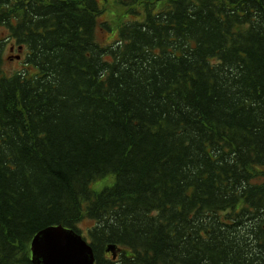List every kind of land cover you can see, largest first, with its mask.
I'll list each match as a JSON object with an SVG mask.
<instances>
[{"label": "trees", "instance_id": "1", "mask_svg": "<svg viewBox=\"0 0 264 264\" xmlns=\"http://www.w3.org/2000/svg\"><path fill=\"white\" fill-rule=\"evenodd\" d=\"M100 1L0 0V264L85 219L96 264H264V0H115L108 45Z\"/></svg>", "mask_w": 264, "mask_h": 264}, {"label": "water", "instance_id": "2", "mask_svg": "<svg viewBox=\"0 0 264 264\" xmlns=\"http://www.w3.org/2000/svg\"><path fill=\"white\" fill-rule=\"evenodd\" d=\"M20 57L17 56V59ZM118 246L106 248L116 258ZM33 264H96L92 246L73 229L49 227L35 235L31 242Z\"/></svg>", "mask_w": 264, "mask_h": 264}, {"label": "rangeland", "instance_id": "3", "mask_svg": "<svg viewBox=\"0 0 264 264\" xmlns=\"http://www.w3.org/2000/svg\"><path fill=\"white\" fill-rule=\"evenodd\" d=\"M99 3L101 12L98 15V29L96 37L102 45L112 44L118 39V28L126 20L124 16L128 12L127 10L125 11V8L120 6L115 0H101ZM10 55L17 56L20 54L17 53L16 47L8 44L3 55L5 59L4 71L7 74H12L23 69L22 65L24 54H22L21 57L19 56L20 58L17 60H9ZM30 71L32 72L33 70ZM113 182V177L108 176L95 181L92 184V189L94 192H99L102 189L111 186ZM94 224L95 223L93 221L88 219L83 220L79 224L80 233L88 242H90L88 231L92 226H94Z\"/></svg>", "mask_w": 264, "mask_h": 264}, {"label": "flooded vegetation", "instance_id": "4", "mask_svg": "<svg viewBox=\"0 0 264 264\" xmlns=\"http://www.w3.org/2000/svg\"><path fill=\"white\" fill-rule=\"evenodd\" d=\"M124 249L122 248H119V250L117 251V254H116V258L113 257V255L111 253H108V252H104V259L111 262L112 264H120V260H121V257L124 255ZM129 253V252H127Z\"/></svg>", "mask_w": 264, "mask_h": 264}, {"label": "crops", "instance_id": "5", "mask_svg": "<svg viewBox=\"0 0 264 264\" xmlns=\"http://www.w3.org/2000/svg\"><path fill=\"white\" fill-rule=\"evenodd\" d=\"M119 248V247H118ZM106 251V250H105ZM107 252V251H106ZM112 254V253H111ZM113 255V254H112Z\"/></svg>", "mask_w": 264, "mask_h": 264}]
</instances>
